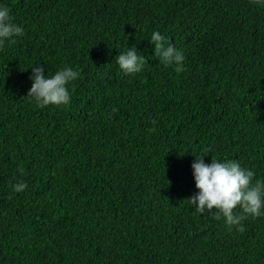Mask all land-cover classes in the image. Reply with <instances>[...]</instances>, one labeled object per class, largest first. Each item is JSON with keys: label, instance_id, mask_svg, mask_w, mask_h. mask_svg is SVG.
Listing matches in <instances>:
<instances>
[{"label": "trees", "instance_id": "obj_1", "mask_svg": "<svg viewBox=\"0 0 264 264\" xmlns=\"http://www.w3.org/2000/svg\"><path fill=\"white\" fill-rule=\"evenodd\" d=\"M0 3L24 29L0 46V264H264V216L239 231L187 200L195 155L264 180V1ZM132 47L145 66L125 75ZM37 63L78 71L69 104L27 96Z\"/></svg>", "mask_w": 264, "mask_h": 264}, {"label": "clouds", "instance_id": "obj_2", "mask_svg": "<svg viewBox=\"0 0 264 264\" xmlns=\"http://www.w3.org/2000/svg\"><path fill=\"white\" fill-rule=\"evenodd\" d=\"M24 29L14 22L9 7L0 3V46L6 41L14 43V38L22 36ZM169 38L156 30L151 33L149 43L154 45V56L165 67L174 66L177 72L183 70L184 53L169 43ZM146 58L137 52L136 47L129 48L115 57L119 70L125 75L140 73L145 66ZM29 80L31 87L27 96L34 100L38 107L49 105L61 106L70 103L69 84L79 73L72 67H64L52 75L45 74V67L34 64ZM207 154L195 155L191 164L192 176L197 191L187 199L201 216H221L228 227L235 226L242 231L241 221L247 216H264V180L253 183L255 172L244 168L236 160H219L211 158L205 162ZM27 188L25 182L12 185L15 193ZM237 207L239 212L236 211ZM215 209V211H213Z\"/></svg>", "mask_w": 264, "mask_h": 264}, {"label": "water", "instance_id": "obj_3", "mask_svg": "<svg viewBox=\"0 0 264 264\" xmlns=\"http://www.w3.org/2000/svg\"><path fill=\"white\" fill-rule=\"evenodd\" d=\"M249 1H264V0H249Z\"/></svg>", "mask_w": 264, "mask_h": 264}]
</instances>
